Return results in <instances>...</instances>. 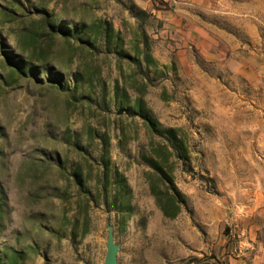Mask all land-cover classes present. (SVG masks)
Masks as SVG:
<instances>
[{"label": "rangeland", "instance_id": "obj_1", "mask_svg": "<svg viewBox=\"0 0 264 264\" xmlns=\"http://www.w3.org/2000/svg\"><path fill=\"white\" fill-rule=\"evenodd\" d=\"M262 186L264 0H0V264H214Z\"/></svg>", "mask_w": 264, "mask_h": 264}, {"label": "crops", "instance_id": "obj_2", "mask_svg": "<svg viewBox=\"0 0 264 264\" xmlns=\"http://www.w3.org/2000/svg\"><path fill=\"white\" fill-rule=\"evenodd\" d=\"M248 194V192H247ZM230 238L214 264H264V186L242 201Z\"/></svg>", "mask_w": 264, "mask_h": 264}, {"label": "water", "instance_id": "obj_3", "mask_svg": "<svg viewBox=\"0 0 264 264\" xmlns=\"http://www.w3.org/2000/svg\"><path fill=\"white\" fill-rule=\"evenodd\" d=\"M113 227H108V239L106 243L107 254L105 258V264H117V251L118 246L113 241Z\"/></svg>", "mask_w": 264, "mask_h": 264}]
</instances>
